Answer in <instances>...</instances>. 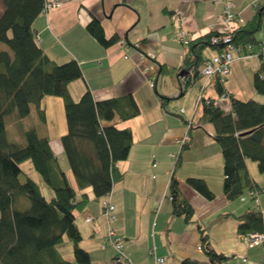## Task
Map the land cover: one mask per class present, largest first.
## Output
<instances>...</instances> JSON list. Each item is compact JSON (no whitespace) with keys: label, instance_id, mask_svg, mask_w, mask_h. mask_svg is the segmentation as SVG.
Here are the masks:
<instances>
[{"label":"crops","instance_id":"1","mask_svg":"<svg viewBox=\"0 0 264 264\" xmlns=\"http://www.w3.org/2000/svg\"><path fill=\"white\" fill-rule=\"evenodd\" d=\"M45 2L61 6L41 12L32 26L39 46L49 58L59 64L71 59L79 63L83 76L69 84L73 100L77 101L87 89L95 101L132 94L140 108V114L131 120L121 123L117 120L119 128L132 131L133 144L129 157L118 164L123 178L114 183L110 192L115 206L112 227L122 238L131 262L157 264V259L162 257L166 261L159 264H183L184 259H206L197 220L204 224L216 250L230 257L226 264H264V245L246 247L237 232L239 217L254 203L248 197L250 206L242 209L241 205L249 201L247 198L232 201L225 198L224 158L213 137L214 126L196 125L204 107L202 101L198 102L201 78L184 89L187 73L156 75L161 64L171 69L181 68L193 40L208 33L230 31L223 17V0ZM232 3L241 18V22L235 23L237 29L255 18L264 0H232ZM3 9L0 0V14ZM95 18L107 37L118 35L120 41L107 49L100 45L87 30ZM179 30L184 31L183 37L179 36ZM258 32L255 38L264 42V34L259 37ZM207 49L203 59L217 52L215 48H211L212 52ZM0 50L12 54L1 42ZM242 55L236 59L241 62L231 65V78L230 81L227 78L225 85L227 96L217 92L216 79L204 91V98L213 100L227 113L232 109L230 95L243 101L257 98L253 97L257 92L250 85L246 97L236 87L242 71L245 72L243 66L247 65L243 62L258 60L250 61L253 74L261 62L258 56H245L243 52ZM249 74L246 73L248 81ZM160 95L169 99H162ZM41 102L46 119L38 127V134L49 138L53 154L59 162L64 161L66 155L61 144V137L67 134L64 101L57 96H45ZM186 136L189 139L180 144ZM247 166L251 178L263 188L264 176L259 174L256 163L247 161ZM65 172L73 180L70 165ZM173 173L180 183V191L194 209L195 216L190 222L184 216L173 214V204L167 197ZM189 177L205 180L215 199L209 201L195 191L187 182ZM43 187L46 197H52L53 190L44 184ZM86 192L90 202L76 214L83 237L81 247L88 250L92 264H118L115 250L110 246L104 248L108 225L102 216V199L96 200L91 188ZM259 199L258 208L264 220V193ZM89 218L93 221L89 222Z\"/></svg>","mask_w":264,"mask_h":264},{"label":"trees","instance_id":"2","mask_svg":"<svg viewBox=\"0 0 264 264\" xmlns=\"http://www.w3.org/2000/svg\"><path fill=\"white\" fill-rule=\"evenodd\" d=\"M1 1L4 9L0 14V42L12 54L0 50V264H92L88 250L81 247L83 237L76 214L90 202L87 189H92L96 200H103L110 195L114 183L123 178L118 164L129 157L133 133L127 127L119 128L117 120H131L140 114V108L132 94L95 101L87 89L77 101L73 100L69 84L83 76L79 63L71 59L59 64L49 58L39 46L32 26L45 10V0ZM263 13L264 3L254 19L233 33L234 46L245 56H255L258 51L261 41L255 35L262 28ZM87 30L106 49L120 41L118 35L107 37L96 18ZM219 34L208 33L193 40L181 68L161 64L156 75L185 72L184 89L190 87L200 77L204 50L214 48L211 38ZM257 56L261 62L253 77L254 89L264 95V56ZM215 83L217 92L227 96L226 84L217 79ZM45 96L64 101L67 134L61 137V144L73 180L53 154L49 138L41 137L36 128L23 133L24 147L9 142L6 135L5 117L13 113L24 119L35 107L39 122H45L41 108ZM230 99L232 109L228 113L213 100L203 99V112L196 125L214 126L213 137L224 158L225 198L232 201L248 195L253 202L251 192L264 187L251 178L247 161L255 162L259 174L264 176V103L253 98L243 101L232 95ZM27 160L43 184L53 190L52 197L43 195L41 185L25 174L21 164ZM187 182L207 200L215 199L205 180L189 177ZM167 197L173 204V214L184 216L189 222L193 219L194 209L180 191L174 173ZM239 221L237 232L241 236L264 233L263 214L254 204ZM195 223L206 259H184L182 263L226 264L230 257L216 250L203 223Z\"/></svg>","mask_w":264,"mask_h":264},{"label":"built area","instance_id":"3","mask_svg":"<svg viewBox=\"0 0 264 264\" xmlns=\"http://www.w3.org/2000/svg\"><path fill=\"white\" fill-rule=\"evenodd\" d=\"M224 3V11H223V17L225 18L226 23L230 27V31L224 34L219 35H213L211 38V45L215 48L217 51L216 54H214L213 57L207 58L203 60V64L199 69L200 78L202 80V85L200 88V96L199 101L201 102L204 98V91L207 88V86L210 84V81L212 79H217L218 82L222 84H226V80L230 74L231 65L236 61V59L240 58L242 55V51L238 49L233 44V33L235 32V23L241 22V18L238 17L237 12L235 11L233 7L232 0H223ZM45 10H49L51 8L60 7L61 5L55 2L46 3L45 4ZM238 29V28H237ZM180 31V30H179ZM184 31L179 32V36L183 37ZM257 55L264 56V42H260L257 44ZM250 55V54H249ZM153 86V83H151ZM226 96V95H225ZM183 112V110H182ZM188 136L185 137V139L180 142V144H183L188 140ZM264 193V188L262 190H253L250 194L252 199H254L253 203L256 207L259 206L260 194ZM111 195L104 197L101 206H102V216L105 217L108 225V233L106 235V246H110L112 249L115 250L116 256L115 259H117L118 264H133L128 258V256L125 253V248L123 244V240L121 237L117 236L112 224L114 222L115 216H114V210L115 206H113L111 202ZM244 197L241 198L243 200ZM89 222H92L93 219L89 218ZM242 242L245 243L246 247H255L256 245H264V233L261 232H255V233H248L241 236ZM166 259L159 257L157 259V264L165 262Z\"/></svg>","mask_w":264,"mask_h":264},{"label":"rangeland","instance_id":"4","mask_svg":"<svg viewBox=\"0 0 264 264\" xmlns=\"http://www.w3.org/2000/svg\"><path fill=\"white\" fill-rule=\"evenodd\" d=\"M263 28L258 32L257 36H262L264 34V24L262 26ZM209 52H212L211 48L207 49ZM238 61H242V60H237L232 66L234 67V65H236V63ZM244 61V60H243ZM246 61V62H245ZM243 63L245 66H243L244 69V73L242 71L240 79L237 82L236 87H238L242 92H244V96H248V92H249V85L251 90H253L254 88V81H253V70L251 68V62L250 61H258L257 59H251L250 61L245 60ZM231 66V68H233ZM249 72V81L246 79L248 77V75H246V73ZM228 81H230L231 76H228ZM227 82V81H226ZM254 92V91H253ZM255 93V92H254ZM253 97H257L256 100L259 102H263L264 103V95L262 94H257L255 93ZM5 124L7 125V130H6V135L8 136V140L11 143H16L17 145H20L21 147L25 146V137L23 135V133L25 132V130L28 129H32V128H36L38 130V127L41 125V123L39 122V118H38V113H36V109L35 107H32V111L31 114L27 117H25L24 119H20L17 117L16 113H13L12 115H8L5 117ZM41 136V135H40ZM60 164L62 165L63 169L65 171L69 170V165L67 162V159L65 158L64 161H60ZM21 167L23 168L25 174H27L29 177H32L37 183H39L42 187V193L44 195H47L46 192H44V188L43 187V180L42 177H40V175L35 171L34 167L32 166V163L27 160L26 162L21 164ZM245 198L248 199V195H244ZM248 203L241 205L238 201V203L242 206V209L244 206H248L250 199H248ZM21 205V203L19 204ZM250 206V205H249ZM70 257H72V255H70ZM77 264V263H75Z\"/></svg>","mask_w":264,"mask_h":264},{"label":"water","instance_id":"5","mask_svg":"<svg viewBox=\"0 0 264 264\" xmlns=\"http://www.w3.org/2000/svg\"><path fill=\"white\" fill-rule=\"evenodd\" d=\"M183 74V73H182Z\"/></svg>","mask_w":264,"mask_h":264}]
</instances>
